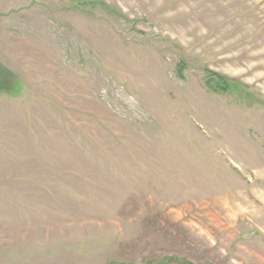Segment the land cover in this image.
Masks as SVG:
<instances>
[{
    "label": "rangeland",
    "instance_id": "rangeland-1",
    "mask_svg": "<svg viewBox=\"0 0 264 264\" xmlns=\"http://www.w3.org/2000/svg\"><path fill=\"white\" fill-rule=\"evenodd\" d=\"M0 264H264V0H0Z\"/></svg>",
    "mask_w": 264,
    "mask_h": 264
},
{
    "label": "trees",
    "instance_id": "trees-1",
    "mask_svg": "<svg viewBox=\"0 0 264 264\" xmlns=\"http://www.w3.org/2000/svg\"><path fill=\"white\" fill-rule=\"evenodd\" d=\"M177 260H178V259L175 260L174 257L172 258V262H177V263H179Z\"/></svg>",
    "mask_w": 264,
    "mask_h": 264
}]
</instances>
